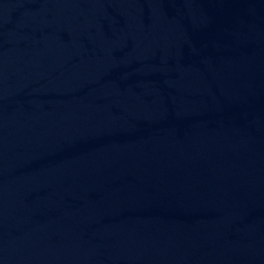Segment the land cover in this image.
<instances>
[{
	"label": "water",
	"instance_id": "water-1",
	"mask_svg": "<svg viewBox=\"0 0 264 264\" xmlns=\"http://www.w3.org/2000/svg\"><path fill=\"white\" fill-rule=\"evenodd\" d=\"M0 264H264V0H0Z\"/></svg>",
	"mask_w": 264,
	"mask_h": 264
}]
</instances>
